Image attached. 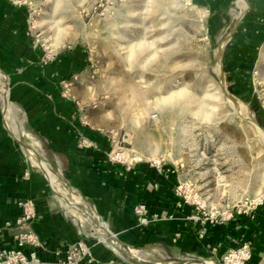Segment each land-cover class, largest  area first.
<instances>
[{
  "label": "rangeland",
  "instance_id": "374dc122",
  "mask_svg": "<svg viewBox=\"0 0 264 264\" xmlns=\"http://www.w3.org/2000/svg\"><path fill=\"white\" fill-rule=\"evenodd\" d=\"M7 1L18 7L23 25L9 28L0 36L1 42L14 47L17 36L23 37L19 50H28V60L37 70L63 53L76 54L81 65L72 82L86 85L91 95L88 108L96 111L97 126L108 128L112 149L122 147L124 156L130 153L131 159L173 167L176 205L180 209L190 206L192 215L199 216L194 220L201 227L199 236L204 231V237L207 230L202 227L206 215L197 212V204L205 207L206 214L217 215L223 209L231 210L242 198L264 191V139L259 133L264 130V6L256 2L254 6L249 0ZM3 53L0 47V70L6 75V85L9 82L8 99L18 107ZM83 89L86 93L85 86ZM232 98L245 110L235 107ZM19 114L23 124L20 108ZM4 119L0 105V129L9 137ZM29 133L40 142L41 161L96 214L88 209L87 215L82 207L86 218L82 224L76 219L78 211L73 216L64 209L55 200L61 193L47 183L44 173L16 143L34 178L49 187L52 200L77 221L85 237L105 244L93 232L95 207L66 181L44 140ZM133 214L144 226L134 207ZM116 239L147 255V261L165 264L203 261L198 258L223 264L226 252L232 249L217 254L183 252L162 241L132 244L118 234ZM251 254L248 264L253 262V251ZM125 259L114 254L109 262L133 264Z\"/></svg>",
  "mask_w": 264,
  "mask_h": 264
},
{
  "label": "crops",
  "instance_id": "0c3cea01",
  "mask_svg": "<svg viewBox=\"0 0 264 264\" xmlns=\"http://www.w3.org/2000/svg\"><path fill=\"white\" fill-rule=\"evenodd\" d=\"M249 1L252 5L256 2L264 6V0ZM19 12L18 7L7 0H0V36L9 28L23 25ZM17 37L12 43L14 47L7 41L1 42L0 38V47L1 52H5V65L12 73L13 98L23 114L24 128L44 140L47 150L64 171L66 181L95 207L97 219L102 220L105 225L102 227L108 230L96 232L97 235H122L132 244L162 241L168 246L181 247L183 252L208 250L214 254L224 253L252 238L251 264H264V208L253 217L235 213L232 219L224 222L204 223L202 227L207 233L204 237L199 236V222L189 219L194 213L193 208L180 209L176 205L174 174L160 172L147 162H138L128 170L124 164L110 159L113 144L109 130L106 126L103 129V125V128L97 126L96 111L88 108L91 103L87 100L91 95L87 93L86 85L72 82L81 65L76 54L63 53L51 65L37 70L28 60V50L24 53L23 49L19 50L24 45L23 37ZM0 73L6 79L1 70ZM6 123L4 119L7 129ZM10 135L7 137L0 129V249L15 246L12 238L15 229L6 224L14 223L21 216L23 211L19 202L32 200L37 216L31 225L42 242L43 247L37 248L42 260L54 261L57 252L62 254L84 241L91 246L95 260L91 264L113 261L115 252L108 243L101 239L98 241L105 244L91 242L88 236L85 237L77 221L52 200L49 187L34 178L33 170L18 150L14 136ZM83 140L90 145H81ZM47 173L42 172L52 187L49 170ZM55 200L60 203L56 196ZM139 203L147 205L150 214L168 212L173 218L148 227L140 226L133 214V207Z\"/></svg>",
  "mask_w": 264,
  "mask_h": 264
},
{
  "label": "built area",
  "instance_id": "2783aa9c",
  "mask_svg": "<svg viewBox=\"0 0 264 264\" xmlns=\"http://www.w3.org/2000/svg\"><path fill=\"white\" fill-rule=\"evenodd\" d=\"M94 107H97L96 103H94ZM81 145L89 146L90 143L87 142V140H83ZM124 151L126 150L122 147H114L110 154V159L114 162L124 164L126 168L130 170L134 164L140 162L141 160H137L136 158L131 159L130 153H128L127 156H124ZM151 164L160 172L168 174L175 173V169L173 167L165 163H161L160 161L154 163L151 162ZM18 204L23 211L21 216L18 217L14 223L9 222L6 224L10 229H15V232L12 234L15 246L0 249V264H82L85 261L91 264L95 261L92 257L91 249L84 241L76 243L62 254L57 252V258L54 261L42 260L37 254V248L43 247L42 242L39 235L31 225L37 216L35 203L32 200H26L21 201ZM260 208H264V191L256 196H246L242 198L233 205L231 210H223L222 212L218 211L217 215L210 212L206 214L205 207L197 204V212L199 213L203 211L202 213L206 215L205 221L202 222L203 224L207 222H224L226 220H230L233 218L235 213L238 215L247 214L253 217L254 213ZM134 213L139 217L140 224L144 226H149L153 222L170 220L173 218V216L168 212L150 214L147 205L143 203H139L134 206ZM189 219L198 220L199 216L194 214L190 216ZM204 234L205 232L202 231L201 237H203ZM252 249V239L244 240L238 248H232L226 252L223 264H248L252 255ZM105 264L114 263L109 262Z\"/></svg>",
  "mask_w": 264,
  "mask_h": 264
},
{
  "label": "bare ground",
  "instance_id": "6f19581e",
  "mask_svg": "<svg viewBox=\"0 0 264 264\" xmlns=\"http://www.w3.org/2000/svg\"><path fill=\"white\" fill-rule=\"evenodd\" d=\"M5 85H6L5 76L2 73H0V101H1L0 105H1V108L3 110L5 119L7 121V123H6L7 129L14 136L15 140L18 139L21 142H24L25 144H27L25 146H22V148H23L24 153L31 160L33 166L37 167L43 173L45 172L46 174H48L47 170H49V175L48 176L51 178V181H52V184H53L54 188L56 187L57 193L58 192L61 193L58 196V200L63 205L64 209L68 208L69 210H71L70 213L73 216H76L77 215V211H78V216L79 217L76 218V219H78L83 224V222L86 221V218H85L84 215H82L83 213H81L82 211H80V209L82 207H85L86 210L84 212H86L87 215H89L88 209H92V211L94 209L86 207L85 205H83V202H85V201L82 202L81 196L75 194L74 191L72 193H70L67 190V188L64 186V184L61 182V180L54 176V173L48 167V164L43 162V161H41L40 156L38 154L39 151L37 150V146L40 144V142H39V140L37 138L32 136L31 133H29V132H27L25 130V128H24V126L22 124V121H21V117L19 116L18 107L15 106V105H12L8 101L7 92L9 90V82L7 83L6 86ZM231 102L233 103V105L235 107H240V109L242 107V109L245 110V107L241 104V102H239V101H237V100H235L233 98H232ZM245 114H247V113L245 112ZM249 119H250V121H252V123H255L251 116L249 117ZM259 133H261L260 136L264 139V130L260 129ZM71 190H73V189L71 188ZM93 212H94V214H96L95 211H93ZM90 216H91V214H90ZM97 220H94L95 222L94 221L92 222V224L94 223L96 225L93 228V232L94 233H96V232L99 233L102 230H103L102 232H107L108 230L105 227L104 228L102 227V226H105L104 223L100 222L99 220L97 221ZM100 237H101V240H103L104 242H107V243H108L109 239L113 240V242L117 245L116 247L119 250H121L120 251L121 252L120 255L124 256L127 260H129L131 258H134L135 260H137V262H134L133 264H165V263H161V262L147 261V255H145V254L141 253L140 251H137L136 249H133V248L123 244L122 242L118 241L116 239V236L103 234ZM188 260H189V262L187 264H215L212 261L204 262V261H198V260H194V259H188Z\"/></svg>",
  "mask_w": 264,
  "mask_h": 264
},
{
  "label": "water",
  "instance_id": "95a60500",
  "mask_svg": "<svg viewBox=\"0 0 264 264\" xmlns=\"http://www.w3.org/2000/svg\"><path fill=\"white\" fill-rule=\"evenodd\" d=\"M228 94V93H227ZM228 96H229V94H228ZM20 146H25V145H27V144H25L24 142H21L20 140H18V139H16L15 140ZM108 246L115 252V254L116 255H119V254H121V250H119L116 246V244L113 242V240H110L109 239V241H108ZM124 259V258H123ZM198 259H200V260H203L204 262H207V261H209L210 259H206V258H198ZM126 260V259H125ZM127 261H129V262H131V263H134V262H137V260H135L134 258H131V259H129V260H127ZM189 262V260H185V261H181L180 263H178V264H187Z\"/></svg>",
  "mask_w": 264,
  "mask_h": 264
}]
</instances>
